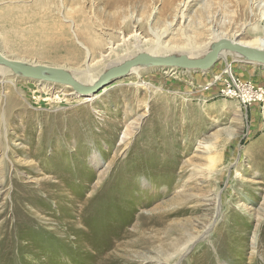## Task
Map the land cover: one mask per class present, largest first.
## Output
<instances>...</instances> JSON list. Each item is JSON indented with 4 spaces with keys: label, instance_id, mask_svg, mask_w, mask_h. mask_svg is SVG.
<instances>
[{
    "label": "rangeland",
    "instance_id": "obj_1",
    "mask_svg": "<svg viewBox=\"0 0 264 264\" xmlns=\"http://www.w3.org/2000/svg\"><path fill=\"white\" fill-rule=\"evenodd\" d=\"M93 1L0 0L1 10L29 6L55 34L36 45L54 57H41L12 14L0 52L103 74L159 38L185 53L188 41L264 39V0ZM85 19L114 51L86 57ZM105 88L77 97L69 85L0 76V264H264V65L228 52L206 71L153 66Z\"/></svg>",
    "mask_w": 264,
    "mask_h": 264
},
{
    "label": "bare ground",
    "instance_id": "obj_2",
    "mask_svg": "<svg viewBox=\"0 0 264 264\" xmlns=\"http://www.w3.org/2000/svg\"><path fill=\"white\" fill-rule=\"evenodd\" d=\"M44 0H38V2H37V7L38 8H40L41 6H43L44 7V9H45V5H46V3H44L43 2ZM49 2V3H58V2H62L63 4H64V1L65 0H45V2ZM86 1H88V0H84V2H86ZM93 1V0H92ZM112 2H114V3H116V2H123V0H111ZM95 2V0L93 1V3ZM60 4V3H59ZM184 6H186V3L184 4ZM36 7V8H37ZM35 8V7H34ZM57 8V7H56ZM29 9V6H20V7H17L16 9H3V10H1L0 9V22L2 21V22H5L7 19H10V15H15V14H21L18 18L16 17V16H18V15H15V19H11V20H13V21H15V22H17V24H18V29L19 30H23V31H27L26 30V26L25 25H28L29 24V26H27V28H29V31H30V35H31V41L29 42V44H28V46H29V50H34V51H36L41 57H45V56H47V57H54V55H51V54H49L48 53V51H45L44 49H38L37 48V46L36 45H38V44H40V45H43V44H45L46 43V41H45V38H44V35H46L45 37H51V36H54L55 34H54V32L53 31H49L48 29H47V27L45 26V24H34V18H33V16H28L27 14H26V12H27V10ZM30 11V10H29ZM56 11V10H55ZM180 11V10H179ZM32 12V11H31ZM30 13V12H29ZM28 13V14H29ZM41 13V12H40ZM57 13V12H56ZM6 14H8V16H6ZM53 15V14H52ZM49 16V15H48ZM45 18H46V16H45ZM55 18V17H54ZM45 20V19H44ZM51 20V19H50ZM49 20V21H50ZM59 20V19H58ZM55 21H57L56 19H55ZM38 21H36V23H37ZM58 22V21H57ZM60 22V21H59ZM2 24V23H1ZM50 24V23H49ZM59 25V24H58ZM3 26V25H2ZM17 26V25H16ZM53 26V25H52ZM202 26V25H201ZM78 27H79V29H80V31L82 32L81 34H82V38H83V40H85L86 41V43H88V47L87 46H83V47H85L84 49H85V51H86V57L87 58H89L90 56L92 57V52H95V51H99V50H101L103 47L105 48V46H106V48H108L109 50H113V42L112 41H109V42H105L104 41V39L101 37V36H99V35H97L96 33H94L93 32V29H92V24H89L88 22H87V20L85 19V20H83L82 22H81V24H79L78 25ZM48 28H49V26H48ZM50 29H52L51 27H50ZM204 30H205V27H204ZM28 32V31H27ZM71 33V32H70ZM73 36H72V38H73V40H76V41H78L79 39H78V36L75 34V32H73ZM204 34H205V32L204 31H201L200 33H198V36L200 37V38H202L203 36H204ZM62 35H65L64 36V38H66L65 40H66V43H68V42H71V45H72V41L71 40H69L68 38H67V34H66V32H63L62 33ZM24 36V35H23ZM185 38V37H184ZM27 40H29L30 39V37L29 38H26ZM25 40V39H24ZM218 40H220V39H217L216 41H213L212 43H209L208 45H206L205 47H199L200 45H199V43L198 42H193V41H188L189 43L187 44L190 48H191V50L189 51V52H177V51H173L174 49L171 47V49L169 48V47H166V46H164L163 44H162V42H161V39L159 38L158 40H156L155 42H151L152 43V45H148V44H146V43H144V46L142 47V48H140L137 52H134V53H132V54H128V55H123V56H119L115 61H113V66L114 65H118V64H120V63H123V62H125V61H127V60H130V59H133L134 57H136L137 55H139V54H148V55H151V56H153V57H167V56H180V55H185V56H187V57H189V58H191V59H193V58H200V56L201 57H203V56H205V55H207L210 51H211V49H212V46H213V44L214 43H216ZM23 41V40H22ZM49 41V40H48ZM231 41H233V40H231ZM233 42H236V41H233ZM28 43V42H27ZM18 44H19V42H18ZM79 44L80 45H83L82 43H80L79 42ZM181 44V43H180ZM185 44V43H184ZM241 44V43H240ZM24 45V44H23ZM55 45H57V44H55ZM134 45H135V43H134ZM245 45H247V46H251V47H255V48H258V49H262V50H264V39H261V38H257V39H255V40H253V41H251V42H248V43H245ZM16 46V45H15ZM27 46V45H26ZM130 46V45H129ZM42 47V46H41ZM53 47V46H52ZM135 47V46H134ZM54 49L56 48L57 49V46H55V47H53ZM52 48V49H53ZM176 48V47H175ZM53 49V50H54ZM70 49H74V47L73 46H71L70 47ZM99 49V50H98ZM136 49H138V48H136ZM180 49V48H179ZM182 49V48H181ZM189 49V48H188ZM28 49L25 51L24 50V52H29L30 53V51H29ZM50 50H51V48H50ZM68 51V53H72L73 52V50L72 51H70V50H67ZM114 51V50H113ZM77 52V51H76ZM79 52V51H78ZM77 52V53H78ZM33 53V52H32ZM58 53V52H57ZM57 53H55V55H57ZM75 53V52H74ZM114 53V52H113ZM228 53V51L226 52H223L222 53V55L221 56H225L226 54ZM231 53V52H230ZM59 54V53H58ZM235 58H237L238 59V61H240V62H248V60L246 59V58H244V57H242V56H239V55H237V54H235V53H231ZM5 56V55H4ZM60 56V55H59ZM73 56V55H72ZM77 56V55H76ZM79 56V55H78ZM101 57L104 59L105 58V56L102 54L101 55ZM46 58V57H45ZM69 58V57H68ZM55 62V61H54ZM101 63V62H100ZM35 64V63H34ZM30 65H32V66H38V65H33V63H31ZM109 65V64H108ZM154 65H151V64H145V65H140V66H137V67H135V68H133V69H131V72L128 74V75H136V76H140L141 74H142V72H144V71H146V70H148V69H150V68H152ZM227 66L230 68V65L229 64H227ZM39 67V66H38ZM42 67H45V66H42ZM156 67V66H155ZM103 68H105V67H103ZM103 68H99V67H97V66H95V65H93V64H89V63H86L85 65H84V67H79V68H71L70 69V67H69V69L68 68H56L57 69V71H58V74H61V75H69V76H72L76 81H78V82H80L81 84H83V85H92L94 82H96L98 79H99V77L102 75V74H100L101 73V69H103ZM110 67H107L106 69H105V71H107L108 69H109ZM8 73H15L17 76H21L20 74H18V73H16V72H14L13 70H11V69H9V68H7V67H5V66H3V65H1L0 64V76L2 75V77L3 78H5L6 77V75H8ZM127 75V76H128ZM119 79H121V78H119ZM5 81V80H4ZM39 81V80H38ZM40 81H44V80H40ZM116 81V80H115ZM115 81H113V82H111L110 84H112V83H114ZM7 82V81H6ZM13 83V82H12ZM234 84L236 83L235 81L233 82ZM110 84H108V85H110ZM63 85H65V84H63ZM108 85H106V86H108ZM48 86V85H47ZM105 86V87H106ZM104 87V88H105ZM102 88L99 92H98V94L95 96V97H98L99 95H101V94H103L104 92H106L107 90H108V88ZM74 90V89H73ZM73 94L74 95H76L77 97L78 96H80V95H82V94H78L75 90H74V92H73ZM92 95L94 96L95 94H91V95H82V96H84V97H92ZM42 135V134H41ZM82 136V135H81ZM77 137V136H76ZM77 139V138H76ZM79 140V139H78ZM43 141V140H42ZM0 148H1V143H0ZM98 159V158H97ZM27 163H31L32 164V161H27ZM130 163V162H129ZM132 163V162H131ZM150 164V163H149ZM154 164L156 165V163L154 162ZM5 162H2L1 163V165H0V170H4L5 169ZM145 165H147V164H145ZM154 165V166H155ZM31 166V165H30ZM32 166H33V164H32ZM133 166V165H132ZM149 166V165H148ZM151 166H152V163H151ZM146 168V167H145ZM148 169V168H147ZM148 172V171H147ZM152 172V171H151ZM158 172H161V171H159L158 170ZM22 173V172H21ZM134 173V172H133ZM132 173V174H133ZM136 173V172H135ZM135 173H134V175H135ZM128 174V173H127ZM130 177V176H129ZM134 177H139V174L138 175H136V176H134ZM140 178V177H139ZM129 179V178H128ZM132 180V179H131ZM14 183H15V185L17 186V185H19L20 186V181H19V179L17 180H15L14 181ZM57 183V182H56ZM63 183V182H62ZM61 182L59 183V187H61V184H62ZM156 184V183H155ZM48 188H50L49 187V185H48ZM23 191V190H22ZM18 195V194H17ZM52 195V194H51ZM20 198H22V197H19V199H17V202L16 203H14V207L16 208V209H21V206H20V204L18 203L19 202V200H20ZM63 199V198H62ZM37 200V199H36ZM50 200V199H49ZM7 202V201H6ZM6 202H2V204H0V221L3 219V217H4V215H5V212L8 210V207H9V205H8V203H6ZM25 202L28 204V205H30V204H32V203H34V202H36V201H34L33 202V199H31V198H28L27 196H26V198H25ZM50 203V202H49ZM18 204V205H17ZM88 206L89 207H87L85 210H87V211H89L90 210V207L91 208H93L94 209V207H93V204L92 205H89L88 204ZM84 208V207H83ZM83 208H81V209H83ZM106 210V209H105ZM93 211V210H92ZM91 211V212H92ZM101 211H103V209L101 210ZM103 218V217H102ZM72 219V218H71ZM104 219H105V216H104ZM111 219V218H110ZM79 220H81V219H79ZM73 221V220H72ZM77 221V220H76ZM74 222V221H73ZM94 224H95V222H94ZM89 226V225H88ZM85 227V228H84ZM84 227H82L81 228V232L78 230V232H80L79 234H80V237H81V234H83V232H89L90 230L89 229H87V225L86 226H84ZM89 228V227H88ZM139 232H141L142 233V228H140L139 230H138ZM113 232H111V233H104L105 235H106V237H108L109 239L113 236V234H112ZM92 234V233H91ZM102 234V233H101ZM100 234V235H101ZM85 235V234H84ZM104 235V236H105ZM46 237H50L49 236V234H47V236ZM85 238V237H84ZM112 238H114V237H112ZM119 240V239H118ZM113 241V240H112ZM125 242V241H124ZM114 243H116V242H114ZM124 244V243H123ZM115 245V244H114ZM91 246V245H90ZM94 246V245H93ZM92 248H95V247H92Z\"/></svg>",
    "mask_w": 264,
    "mask_h": 264
},
{
    "label": "water",
    "instance_id": "obj_3",
    "mask_svg": "<svg viewBox=\"0 0 264 264\" xmlns=\"http://www.w3.org/2000/svg\"><path fill=\"white\" fill-rule=\"evenodd\" d=\"M235 53L248 60V63L264 65V50L233 42L222 38L213 44L211 51L200 58H189L185 55L153 57L148 54H139L133 59L110 67L92 85H83L72 76L58 74L54 67L32 66L25 62L9 59L0 52V64L13 70L23 77L56 82L71 86L78 94L91 95L98 93L111 82L127 76L131 69L145 64L156 67L179 68L184 70L206 71L212 68L221 58L223 52Z\"/></svg>",
    "mask_w": 264,
    "mask_h": 264
},
{
    "label": "built area",
    "instance_id": "obj_4",
    "mask_svg": "<svg viewBox=\"0 0 264 264\" xmlns=\"http://www.w3.org/2000/svg\"><path fill=\"white\" fill-rule=\"evenodd\" d=\"M231 84L234 85V91L237 93V92H241V89H243V85L239 84L240 82L236 81V83L234 84L233 82H230ZM228 83V84H230ZM262 91V90H261ZM262 94V93H261ZM263 94H264V91H263ZM262 97V96H261ZM243 102H245L246 100L242 99Z\"/></svg>",
    "mask_w": 264,
    "mask_h": 264
}]
</instances>
